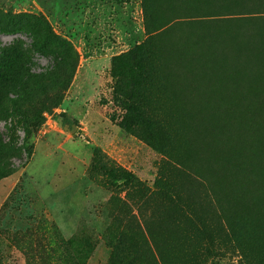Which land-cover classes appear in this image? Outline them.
Segmentation results:
<instances>
[{
	"label": "rangeland",
	"instance_id": "obj_1",
	"mask_svg": "<svg viewBox=\"0 0 264 264\" xmlns=\"http://www.w3.org/2000/svg\"><path fill=\"white\" fill-rule=\"evenodd\" d=\"M249 28L264 32V0H0V136L17 141L0 264H264V150L247 167L255 212L168 76L172 44ZM241 112L230 95L204 120Z\"/></svg>",
	"mask_w": 264,
	"mask_h": 264
},
{
	"label": "trees",
	"instance_id": "obj_2",
	"mask_svg": "<svg viewBox=\"0 0 264 264\" xmlns=\"http://www.w3.org/2000/svg\"><path fill=\"white\" fill-rule=\"evenodd\" d=\"M263 33V30L250 28L227 31L215 29L196 37L195 41H184V47L174 43L170 47L173 49L168 68V76H175L171 85L184 96L185 114L191 127L198 134L199 140L204 142L206 150L208 147L213 150L211 160L220 161L222 155H228L236 162L240 186L234 185L232 188L238 186L242 189L232 194L234 200L238 204L249 205L255 212L260 207V196L246 186L247 167L264 150V130L252 133L254 122L251 116L256 109L255 100L264 98ZM246 87L251 91L246 92ZM230 95L238 99L242 109L239 119H232L224 127L218 128L206 124L204 119L207 113L221 99ZM64 123L67 121L64 120ZM11 143L17 141L11 136L7 139L0 136V177L10 174L16 168L14 163L4 159L8 154L10 157L14 155V151H9ZM220 143L224 145L219 147ZM28 158L29 155L21 165Z\"/></svg>",
	"mask_w": 264,
	"mask_h": 264
},
{
	"label": "bare ground",
	"instance_id": "obj_3",
	"mask_svg": "<svg viewBox=\"0 0 264 264\" xmlns=\"http://www.w3.org/2000/svg\"><path fill=\"white\" fill-rule=\"evenodd\" d=\"M236 42V41H235ZM234 44V43H233ZM186 67V66H185ZM185 67H183V69L185 68Z\"/></svg>",
	"mask_w": 264,
	"mask_h": 264
}]
</instances>
